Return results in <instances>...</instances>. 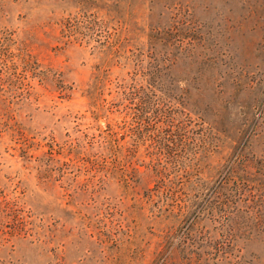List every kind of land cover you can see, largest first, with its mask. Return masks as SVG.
I'll use <instances>...</instances> for the list:
<instances>
[{
  "label": "rangeland",
  "instance_id": "obj_1",
  "mask_svg": "<svg viewBox=\"0 0 264 264\" xmlns=\"http://www.w3.org/2000/svg\"><path fill=\"white\" fill-rule=\"evenodd\" d=\"M151 44L175 61L132 147L111 52ZM168 251L264 264V0H0V264Z\"/></svg>",
  "mask_w": 264,
  "mask_h": 264
},
{
  "label": "trees",
  "instance_id": "obj_2",
  "mask_svg": "<svg viewBox=\"0 0 264 264\" xmlns=\"http://www.w3.org/2000/svg\"><path fill=\"white\" fill-rule=\"evenodd\" d=\"M148 37L153 44L156 43V41H154L156 38L155 33L149 34ZM153 44L145 50L114 49L111 52V58H120L123 65L130 67V83L120 93L122 94V98L127 100L122 106L124 110L122 122L124 124L127 120L126 123L130 124L132 130L130 136L131 139H135V142H132V147L136 145L142 134L143 114L146 104L148 103L146 102L147 99H151L154 104V98L156 97L158 89L159 74L162 69H164L166 73L170 72L173 62L175 61L173 60L175 57L173 53L171 54L169 50L161 52ZM182 54L184 57L187 56V52H183ZM192 54L194 55V53ZM195 55L196 58L202 57L201 52H196ZM161 56L164 57L162 58ZM231 80L233 85L238 84L235 68L231 74ZM249 84L252 85L251 82H245L244 86H250ZM125 117L128 118L125 119ZM183 206L187 208V204ZM172 253L174 252H171V254ZM167 254H169L168 258L171 260L170 262L174 264L170 256V251H168Z\"/></svg>",
  "mask_w": 264,
  "mask_h": 264
}]
</instances>
